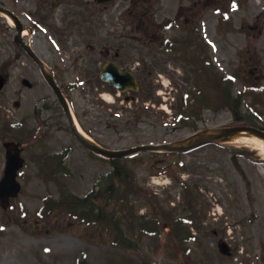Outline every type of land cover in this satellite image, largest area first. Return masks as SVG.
I'll use <instances>...</instances> for the list:
<instances>
[{"label":"rangeland","instance_id":"obj_1","mask_svg":"<svg viewBox=\"0 0 264 264\" xmlns=\"http://www.w3.org/2000/svg\"><path fill=\"white\" fill-rule=\"evenodd\" d=\"M1 4L30 12L21 13L24 40L54 69L59 86L73 85L65 91L75 111L87 112L81 117L84 130L110 150L147 143L186 146L207 131L232 126L264 129V0ZM13 35L0 21V68L19 54ZM119 47L126 57L121 61H135L145 72L139 116L126 111L134 99L126 105L123 95L95 82L108 59L105 52L112 55ZM5 70L0 178L4 141L24 146V165L20 192L0 207V264H264V153L256 146L218 142L188 154L127 158L123 164L134 177L133 193L123 201L93 202V189L100 175L112 170L110 163L83 147L61 110L47 111L44 120L33 115L42 102L55 109L57 103L30 58L13 60ZM24 78L30 88L21 84ZM16 100L20 109L13 107ZM108 105L115 106L108 116L101 114ZM13 116L25 118L26 133L7 129ZM61 193L79 198L76 208L89 211L93 223L76 220L69 202L61 206ZM86 195L88 202L80 200ZM222 241L229 244L230 257L218 251Z\"/></svg>","mask_w":264,"mask_h":264},{"label":"water","instance_id":"obj_2","mask_svg":"<svg viewBox=\"0 0 264 264\" xmlns=\"http://www.w3.org/2000/svg\"><path fill=\"white\" fill-rule=\"evenodd\" d=\"M21 31V27H18V33H20ZM16 41L20 42L22 44V46L24 47V49L28 52V54L36 61V63L40 66L41 71L43 72V75L45 77V79L47 80V82L49 83L50 87L54 90V92L56 93L60 103L62 104L64 111L69 119V121L71 122V118H70V114L69 111L67 109V106L65 104V101L61 95V92L59 90V88L56 86V84L53 81V78L45 72L43 65L41 64L40 60L35 56V54L30 51L20 40L19 35L16 37ZM100 78L103 81L106 82H111L118 90L120 91H125L128 88H131L133 90H136L138 87L136 85L135 79L132 76L131 73L128 72H123L121 73L117 67L110 63V64H106L103 68V70L100 73ZM0 88H1V83H0ZM73 132L75 133V135L77 136V138L79 139V141L88 149H90L91 151L109 157V158H120L132 153H135L137 151H146V150H154L156 148H158L157 146H140V147H136V148H131L125 151H115V152H110V151H106V150H101L100 148H98L96 145L90 143L89 141H87L86 139H84L79 133L78 131L75 129V127L71 126ZM239 130H250L252 132L257 133L258 135L264 137V132L259 131L257 129L254 128H249V127H236V128H229V129H224L222 130L219 134L217 135H210L207 138L201 140L200 142L197 143V145L192 146V147H178V148H172V147H164L167 150H171V151H177V152H186L190 149H193L195 147H199L201 145H204L206 143H209L211 141H213L214 139H220V138H227L229 137L233 132L239 131ZM17 161L14 160L12 157H10L9 159V163L8 166L6 168L5 171V177L2 180V182L0 183V204L1 205H5L7 202L8 197L12 194L15 193L18 189V186L16 185L15 181H14V177H15V170L17 168Z\"/></svg>","mask_w":264,"mask_h":264},{"label":"bare ground","instance_id":"obj_3","mask_svg":"<svg viewBox=\"0 0 264 264\" xmlns=\"http://www.w3.org/2000/svg\"><path fill=\"white\" fill-rule=\"evenodd\" d=\"M9 21H10L11 25H14V22L11 19ZM83 135L85 136L84 133H83ZM85 137L88 138L87 136H85ZM227 142L228 143L250 144L252 146H256V148L260 149L264 153V139L258 137L257 135H255L249 131H240V132L234 133L227 140Z\"/></svg>","mask_w":264,"mask_h":264},{"label":"trees","instance_id":"obj_4","mask_svg":"<svg viewBox=\"0 0 264 264\" xmlns=\"http://www.w3.org/2000/svg\"><path fill=\"white\" fill-rule=\"evenodd\" d=\"M111 175H112L111 180L113 181L114 184L111 182L113 185H111L110 190L112 189V187L114 185H115V187H117L118 180L124 181V180H128V178H129L128 173L119 167H117V170L115 172L113 170V172H111Z\"/></svg>","mask_w":264,"mask_h":264},{"label":"flooded vegetation","instance_id":"obj_5","mask_svg":"<svg viewBox=\"0 0 264 264\" xmlns=\"http://www.w3.org/2000/svg\"><path fill=\"white\" fill-rule=\"evenodd\" d=\"M10 12H12V13H14V11L13 10H11V9H8ZM108 25H109V22L107 23ZM109 54V52L108 51H106V55H108ZM115 58L116 57H118V56H114ZM9 68V65L7 64V65H4V70H2V69H0V76H3L4 78H6V77H8V74H7V72H6V70L5 69H8ZM23 118V117H22ZM23 121H25V118H23ZM24 123L23 122H21V125H23Z\"/></svg>","mask_w":264,"mask_h":264}]
</instances>
